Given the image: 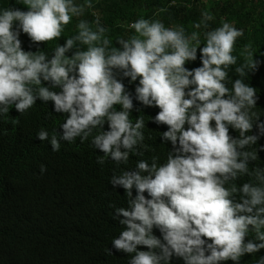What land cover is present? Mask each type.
<instances>
[{"label": "clouds", "instance_id": "obj_1", "mask_svg": "<svg viewBox=\"0 0 264 264\" xmlns=\"http://www.w3.org/2000/svg\"><path fill=\"white\" fill-rule=\"evenodd\" d=\"M99 1L0 2V129L46 106L53 151L135 163L109 181L128 264H264V0H141L108 36Z\"/></svg>", "mask_w": 264, "mask_h": 264}, {"label": "trees", "instance_id": "obj_2", "mask_svg": "<svg viewBox=\"0 0 264 264\" xmlns=\"http://www.w3.org/2000/svg\"><path fill=\"white\" fill-rule=\"evenodd\" d=\"M166 1L145 3L159 6ZM0 2L6 7L19 4V0ZM138 2L142 5L141 0H100L93 6L107 26L106 36L119 22L144 15L135 12ZM231 9L253 13L255 6L230 2L223 11ZM84 15L89 22L93 20L90 12ZM75 33L71 31L68 36ZM66 115L39 106L29 117L9 118L0 129V264L129 262L131 254L109 251L113 238L124 228L113 219L114 207H127L123 189H113L109 181L114 173L119 174L135 163L129 159L127 164L117 165L108 158L104 165H99L95 151L87 144L72 147L73 141H61L60 150L53 151L49 140L36 138L41 128L51 136L50 131L58 126L60 117ZM131 115L133 119L139 116L132 112ZM230 133L238 135L233 129ZM164 152L158 145L151 156L159 154L163 159ZM42 164L46 166L43 173ZM244 258L240 264H245ZM173 261L183 264L180 258L173 257Z\"/></svg>", "mask_w": 264, "mask_h": 264}]
</instances>
